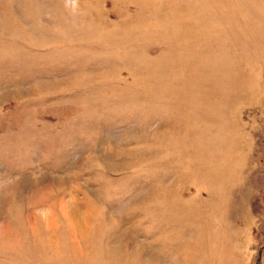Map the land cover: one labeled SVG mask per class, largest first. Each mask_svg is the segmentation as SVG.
<instances>
[{
    "label": "rangeland",
    "instance_id": "rangeland-1",
    "mask_svg": "<svg viewBox=\"0 0 264 264\" xmlns=\"http://www.w3.org/2000/svg\"><path fill=\"white\" fill-rule=\"evenodd\" d=\"M0 264H264V0H0Z\"/></svg>",
    "mask_w": 264,
    "mask_h": 264
}]
</instances>
